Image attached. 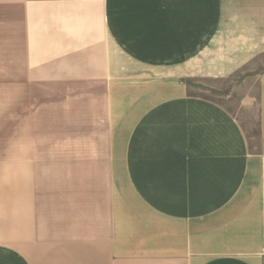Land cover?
I'll list each match as a JSON object with an SVG mask.
<instances>
[{
  "label": "crops",
  "instance_id": "0c3cea01",
  "mask_svg": "<svg viewBox=\"0 0 264 264\" xmlns=\"http://www.w3.org/2000/svg\"><path fill=\"white\" fill-rule=\"evenodd\" d=\"M0 129V264H264V0H0Z\"/></svg>",
  "mask_w": 264,
  "mask_h": 264
},
{
  "label": "rangeland",
  "instance_id": "374dc122",
  "mask_svg": "<svg viewBox=\"0 0 264 264\" xmlns=\"http://www.w3.org/2000/svg\"><path fill=\"white\" fill-rule=\"evenodd\" d=\"M243 73L240 71L236 76L232 78L233 82L230 84H227L229 87L225 91H218V90H213L211 92H205L203 91V96L208 97V98H213L217 100L218 102L225 104L226 106H229L234 110L237 118L241 121L242 125L246 129V132L250 138H252L253 143H257V137L259 133V120H258V108H257V82L256 78L252 79H247L246 83L242 84V88H239L237 85V80L241 79L240 76H242ZM254 75V74H253ZM253 77V76H252ZM226 82H222L220 86L225 89L227 86ZM195 87V86H194ZM198 87V85H197ZM195 87V88H197ZM244 87V88H243ZM235 90H233V89ZM199 89V88H197ZM239 89H242L240 92ZM230 93V94H229ZM251 94V102H248V99L250 98L247 96V94ZM229 94L230 96H226ZM1 132V129H0ZM1 136H0V149L2 147V141H1ZM48 177L47 179L49 180L52 177L57 178V174L54 176L48 175L44 176Z\"/></svg>",
  "mask_w": 264,
  "mask_h": 264
}]
</instances>
